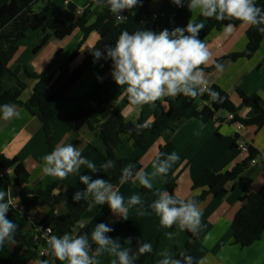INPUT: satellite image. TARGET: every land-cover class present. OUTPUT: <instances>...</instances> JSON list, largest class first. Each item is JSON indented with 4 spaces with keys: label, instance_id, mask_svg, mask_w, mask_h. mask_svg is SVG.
<instances>
[{
    "label": "crops",
    "instance_id": "0c3cea01",
    "mask_svg": "<svg viewBox=\"0 0 264 264\" xmlns=\"http://www.w3.org/2000/svg\"><path fill=\"white\" fill-rule=\"evenodd\" d=\"M39 1L42 6L38 8V11L48 7L49 14L53 18L63 20L67 24H76L79 20L80 16L64 6L62 0ZM69 1L75 9L80 8L83 11L87 9L86 18L89 23L95 20L96 14L101 11L103 2L102 0ZM146 7L150 13L148 29L154 24H157L158 31L166 28L173 8L170 0H147ZM122 14H129L138 19L143 17L138 7ZM154 14L157 15L156 20L152 18ZM193 16L195 23H206L198 13H194ZM249 28L250 26L240 23L235 26L230 35H225L222 28L220 31H210L203 39L212 54L209 66L204 67L208 86L215 85L226 93L236 108L237 116L244 120L251 119L255 111L252 107L243 104L239 92L248 97L257 96L261 108L264 109V39L249 59L232 60L228 56L243 53L246 50L245 34ZM43 37L42 31L27 32L24 39L18 43L17 52L8 64V68L16 71L19 80L25 84V90L20 96L22 102H26L31 97L35 84V81L28 78L27 73H43L55 79L72 57H74L73 61L67 64L69 71L84 62L100 38L97 32H92L80 44L83 35L78 28L64 39L50 37L40 45ZM216 60H220L218 64L223 66V70L218 71L214 67L208 71L207 68L214 66L213 61L216 62ZM110 71L111 65H107L102 60L95 64L92 63L68 91L67 95L71 101L55 106V115L51 120V142L46 140L40 120L24 108L16 107L19 115L9 120L0 118V155L9 159L17 158L23 165L28 174L26 188L34 192L49 190L54 195L73 200L77 191L84 192L86 189V185L80 183V175L86 174L92 179L98 178L101 165L104 164L106 158L103 142L87 126H83L77 132H72L64 123V119L74 109V100L86 94L90 87L98 81L97 76L103 78V93L109 100L110 107L120 113L126 121L136 123L140 120L147 124L153 121L152 105H143L132 111L127 110L129 107L127 98L121 96L123 88L115 84ZM168 98L175 99L176 97ZM161 106L163 109L167 108L164 102ZM204 106L205 104L198 100L194 108L200 111ZM238 138L250 145L256 152H261L264 148V128L248 127L237 134L235 126L228 121V113L220 110L213 119L206 122L199 121L191 115L173 120L161 134L149 136L146 143L139 147H134L132 141L124 139L114 149V154L117 158L127 161L125 167L135 163L140 169L143 168L146 173L151 174L155 170L153 164L160 148L170 144L173 148L172 152L179 156L168 172L175 182L174 192L178 191L182 197L191 199L200 193L199 189L193 190V187L205 170L220 174L245 161L246 156L236 148ZM68 143L75 145L80 150L81 156L93 162L98 171L93 173L86 165H81L76 173L68 175L63 180L45 175L42 172L43 157L51 153V147L55 148L57 145ZM257 161L258 165L248 164L241 175V178L250 183L246 192H242L235 184L236 181H232L227 184L228 192L222 199L207 195L199 202L202 213V230L199 237L194 239L188 235L186 230L175 235L176 227L173 230L162 227L154 211H144L143 214H139L136 209H139L141 205L130 208L128 220L125 221L111 213L107 204L103 206L92 204L81 216L77 227L92 226L94 228L96 224L102 222L116 232L123 226L129 225L134 231L123 238L120 242L122 247L129 248L139 238L145 243H151L152 248L155 249L153 264H159V260L164 258L162 253L177 258L179 253H186L187 247L194 258V264L200 260H203L204 264H264V233L258 241L246 248H240L232 243V220L235 214L239 209L247 206V195L257 192L264 185V167H262L264 157L259 155ZM7 175L11 180L12 170ZM152 183L154 188L164 189L162 177L152 178ZM116 188L124 197L126 206L132 195L140 196L143 201L141 185L138 181L128 180ZM11 195L13 203L20 204L19 199L14 194L11 193ZM17 211L23 213V209H17ZM65 215L66 209L61 206L56 209L48 207L34 209L28 213L23 233L33 237L38 225L51 227ZM77 232L78 229H74L72 234H77ZM169 232L174 233L171 238L168 236ZM209 233L211 238L204 242V237ZM128 238L131 239V243L128 242ZM88 240L90 245H96L91 240V235ZM46 247L49 248L48 245ZM9 249L11 256L19 264H41V261H44L39 259L33 251L27 253V247L23 243L9 246ZM116 259L115 255L104 251L96 256V264H112V261ZM47 261L49 264H67L66 261L61 262L55 258Z\"/></svg>",
    "mask_w": 264,
    "mask_h": 264
},
{
    "label": "trees",
    "instance_id": "16d2710c",
    "mask_svg": "<svg viewBox=\"0 0 264 264\" xmlns=\"http://www.w3.org/2000/svg\"><path fill=\"white\" fill-rule=\"evenodd\" d=\"M36 1L37 0H0V105L13 104L16 107L24 108L29 114L37 117L43 125L46 140L51 142V120L55 115V106L63 102L71 101L67 93L91 66L93 63V56L91 52H89L84 62L69 71L67 64L73 61L74 57H72L55 79L43 73H27L28 78L35 81V84L32 89L31 97L26 102H22L20 96L25 90V84L19 80L16 71L8 68L9 62L17 52L18 43L24 39L25 34L29 31L43 32L44 37L40 44L42 45L50 37L64 39L78 28L83 35L80 44L84 42L90 33L97 32L100 38L94 47L102 49L105 45H114L121 31L125 29L129 32H133L137 29H148V18L150 13L146 7L147 0H143L142 6L138 7L143 16L141 19L129 14H123L127 18L117 23L114 15L108 8L104 7L102 2L101 11L96 14L95 20L92 23L88 22L86 18L87 9H85L76 24H67L63 20L53 18L49 14L48 7H44L39 11H33V6ZM257 4L258 6L264 5V0H257ZM68 8L75 11L72 4H69ZM193 14L194 13H190L187 10L186 0L183 7H178L173 4L170 18L166 23V28L171 31L175 27L182 28L186 26L188 19L190 16H193ZM204 19L206 22L205 27L200 32V39L202 40L210 31H220L228 23H232L234 26L241 23L236 20L217 21L214 18ZM150 29L158 32L157 24H154ZM245 39L246 50L243 53L231 54L228 57L232 60L251 58L259 48L261 40L264 39V34H261L255 26H250L245 34ZM101 60L107 65H111L110 60ZM218 62H220V60H216L215 64ZM215 64L207 68V70H212ZM208 88L218 93V97L215 100L205 92L200 97L197 96L196 98H188L180 94L176 96L175 99H165L166 103L164 101H157L154 106L152 105L154 111L153 121L138 134L135 130V125L142 124V122L140 120L136 123L126 121L120 113L114 110L110 111L109 100L103 93L104 83L97 81L90 87L84 96L74 100V109L64 119V123L72 132H77L83 126H87L88 129L103 142L106 154L104 163L111 160L114 162L115 166L109 168L107 171L100 170L98 178L108 180L118 187L121 185L119 183L121 169L125 167L127 161L117 158L114 154V149L124 139L132 141L134 147H139L146 143L149 136L161 134L168 128L169 123L173 120L191 115V117L199 121L206 122L213 119L220 110L228 114H233L234 121L243 123L246 128H264V109L261 108L260 100L257 96L248 97L239 92L243 104L247 107H252L255 111V115L251 119L244 120L237 116L236 108L226 93L215 85L208 86ZM198 100L205 104L200 111L194 108ZM163 102L167 106L166 109H163L161 106ZM53 149L54 148L51 147V151ZM172 149L170 144L161 147L155 157V163L158 162L157 157H159L161 161L165 159V156L159 155V153H171ZM256 155L257 152L250 146L249 155L245 157V161L231 170L220 174L205 170L196 180L193 187V190L199 189L200 193L194 195L191 199H196L198 203L207 195L222 199L228 192L226 187L227 184L232 181H236L235 184L237 187L242 192H246L250 183L248 180L241 178V175L248 167L249 161L255 158ZM133 165L132 172L133 175H135V172L138 171L140 167L135 163ZM262 167H264V164H262ZM8 170H12L11 180H9L8 175H5L3 179L0 178V190L10 189L11 193L19 199L23 207L22 214L13 208L7 213V216L19 226L15 237L16 243L25 244L28 251L27 253L33 251L36 255V251L39 248L38 244L40 243V240L34 242L33 237L23 233V229L28 220V213L34 209L43 207L56 209L59 206L66 209V215L63 216L59 222L51 226L56 236H62L66 232L72 234L74 229H78L77 234L86 235L87 237L91 235L92 226L83 228L77 227L81 216L92 205H90L91 199L88 201L81 199L79 202H76L74 200H67L61 195H54L49 190L31 191L25 186L28 177L27 171L18 159H9L0 155V172ZM163 180V190H167L170 193L174 192L175 182L173 178L167 174V176L163 177ZM155 190L156 188L154 187L150 191L141 186L143 201L139 208H144V211H152L149 206L153 200L157 199V197L153 195ZM246 201L247 206L239 209L232 220V243L240 248H246L255 243L261 238L262 233H264V185H262L257 192L248 194ZM175 227L176 226H173V228L170 229L173 230ZM133 231L134 229L132 227L125 225L119 231L109 232L105 234V236L112 240H117V238H119V242H121L125 236L132 234ZM188 235L193 239L196 238L193 237L190 232H188ZM144 243L145 241L139 238L129 247L130 258L137 253L138 248ZM90 246L91 250L89 254L93 255L95 254L97 245ZM154 253L155 249H153L151 253L133 260L132 264H153L152 260ZM186 254L190 255L188 247L186 249ZM0 264H19L11 256L9 245L7 244L4 246L3 250H0ZM117 264H119L118 260Z\"/></svg>",
    "mask_w": 264,
    "mask_h": 264
},
{
    "label": "clouds",
    "instance_id": "9594fccd",
    "mask_svg": "<svg viewBox=\"0 0 264 264\" xmlns=\"http://www.w3.org/2000/svg\"><path fill=\"white\" fill-rule=\"evenodd\" d=\"M178 7H183L185 0H170ZM143 0H103L104 7L114 15L117 23L127 17L123 12H131L142 6ZM187 10L190 13H198L200 16L217 21H240L248 26H255L264 34V5L258 6L257 0H186ZM195 17L190 16L184 27H175L171 31L164 28L160 31L151 29H137L133 32L123 30L119 34L114 45H105L101 48L90 50L93 63L104 59L111 61L110 75L118 87L123 88L122 98L128 101V111L141 108L143 105H155L157 101H164L168 97H176L183 94L188 98H196L205 92L215 100L218 93L208 88V81L204 67L209 66L211 52L206 43L200 39V32L205 24L195 23ZM235 26L228 23L224 26L225 35H230ZM213 63H215L213 61ZM203 66V67H202ZM103 67V65H101ZM218 71L223 70L221 64L216 63ZM102 82L103 78L97 76ZM16 106L13 104L0 105V118L9 120L18 116ZM147 123L136 124L135 130L139 132L148 127ZM131 131V130H130ZM165 156L153 164L154 171L146 173L143 168L135 172L134 165H128L121 169L119 183L128 180L138 181L147 190L153 189L152 178L167 176L169 169L179 159L177 153H159ZM42 172L50 177L63 180L70 174H74L81 165H86L89 170L96 173V165L81 156L80 150L73 144L57 145L49 154L43 157ZM114 162L109 160L101 165L102 171L114 167ZM151 177V178H150ZM80 183L86 185L84 192L77 191L73 200L79 202L91 198V204L108 205L111 213L117 215L120 220H128L129 209L142 205L141 197L132 195L127 206L124 197L110 181L103 178L92 179L90 175H80ZM153 200L149 206L160 219L164 228L176 226L178 235L180 231H188L193 237H199L202 230V213L196 199L182 197L179 192L170 193L167 190L157 188ZM18 199V198H17ZM16 207L10 189L0 190V250L7 244H16V233L19 226L10 220L7 213ZM143 214L144 208L136 209ZM50 231V230H48ZM114 229L105 223H98L91 231V240L97 245L95 255L90 256L91 246L88 237L82 234L64 233L62 236L51 235L46 237L49 252L55 259L67 264H96V256L104 251L115 255L116 260L112 264H132L133 260L151 253L152 245L149 242L142 244L137 253L130 258L129 248H123L117 240L105 236V233ZM174 233L169 232L171 238ZM211 238L209 233L204 237V242ZM131 243V239H127ZM163 259L159 264H194V258L184 252L179 253V258H173L167 253H162ZM41 264H49V261H41ZM197 264H204L203 260Z\"/></svg>",
    "mask_w": 264,
    "mask_h": 264
},
{
    "label": "built area",
    "instance_id": "2783aa9c",
    "mask_svg": "<svg viewBox=\"0 0 264 264\" xmlns=\"http://www.w3.org/2000/svg\"><path fill=\"white\" fill-rule=\"evenodd\" d=\"M62 2H63V5L66 6V7H68L69 4H70L69 0H62ZM75 12H76V14L81 16L82 13H83V9L76 8ZM152 18L156 20L157 19V15L156 14L152 15ZM200 96L201 95H198V97H200ZM109 110L112 111L113 109L111 107H109ZM228 121L231 122V124H233V126H235L237 134H239L242 130H245V128H246L243 125V123L234 121L233 114H228ZM249 147H250V145L246 144L240 138L237 139L236 148H237L238 151L243 153L245 156L249 155ZM259 155L264 157V148H262L261 152H257L256 157L251 159L249 161V164L250 165H258L257 158H258ZM8 173H10V170L4 171V172H0V178L3 179L5 177V175H7ZM14 209L22 210L23 207H22L21 204H18V205H16V207H14ZM48 230H50V231H48ZM51 235H54V233L52 231V227L47 226V225H38L36 227L35 235L33 236V241L37 242L38 240H40V243L38 244L39 245V249H38V251L36 253V256L39 259H42V260H52V259H54V257H52L50 255L49 248L46 247L48 245L46 237H49Z\"/></svg>",
    "mask_w": 264,
    "mask_h": 264
},
{
    "label": "rangeland",
    "instance_id": "374dc122",
    "mask_svg": "<svg viewBox=\"0 0 264 264\" xmlns=\"http://www.w3.org/2000/svg\"><path fill=\"white\" fill-rule=\"evenodd\" d=\"M42 6V3L41 1L37 0L33 6V11H38V8L40 7L41 8Z\"/></svg>",
    "mask_w": 264,
    "mask_h": 264
}]
</instances>
